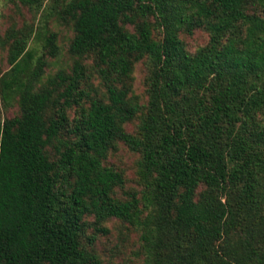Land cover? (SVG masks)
Returning a JSON list of instances; mask_svg holds the SVG:
<instances>
[{"label": "trees", "instance_id": "obj_1", "mask_svg": "<svg viewBox=\"0 0 264 264\" xmlns=\"http://www.w3.org/2000/svg\"><path fill=\"white\" fill-rule=\"evenodd\" d=\"M55 1L74 31L70 73L42 83L59 53L45 20L0 35V264H102L87 232L110 218L139 231L140 264H264V0ZM196 29L208 40L192 52L181 35ZM86 58L100 96L82 87ZM118 142L139 155L141 189L123 199L106 164Z\"/></svg>", "mask_w": 264, "mask_h": 264}, {"label": "rangeland", "instance_id": "obj_2", "mask_svg": "<svg viewBox=\"0 0 264 264\" xmlns=\"http://www.w3.org/2000/svg\"><path fill=\"white\" fill-rule=\"evenodd\" d=\"M55 6L52 13L50 7ZM55 0H44L40 9L29 8L21 4H12L6 0H0V35L11 26L21 27L25 23L38 28L39 24L45 20L47 28L57 33V43L59 53L57 56L46 55L47 65L44 67V73L41 78L42 83H46L50 76L58 71L71 72L74 57L68 51L69 43L74 35L71 22H61L56 15L59 9L56 7ZM131 29V26L127 25ZM189 51H194L197 47L204 45L208 40V34L203 29H196L192 34L183 33L181 35ZM35 41L30 42L34 46ZM39 50V47H38ZM40 54V50L38 52ZM92 59L86 58L83 63L87 66L90 74L87 81L82 84L85 90L89 91L91 96H100L104 90L97 74L92 70ZM7 50L0 48V71L3 72L8 68ZM147 66L145 60L135 63L132 73L131 86L132 91L140 101L145 103ZM86 105V103L84 102ZM76 112L73 106L68 110L69 117L72 118ZM19 114V106L14 100L10 105H1V116L9 118ZM137 121L129 122L125 125L128 131L134 132ZM139 158L138 153L131 151L125 144L118 142L117 146L109 152L106 164L122 171L124 176L123 187H117L115 194L119 198L126 197V192L136 190L140 191L141 185L136 173V162ZM92 220V217L88 218ZM106 232L94 231L89 228L87 233H95L93 250L98 254L102 264H140L142 261L140 233L128 223L122 222L116 218H110L103 223Z\"/></svg>", "mask_w": 264, "mask_h": 264}]
</instances>
